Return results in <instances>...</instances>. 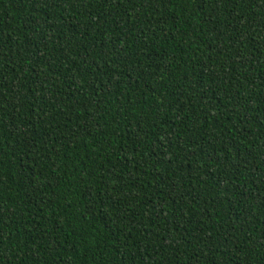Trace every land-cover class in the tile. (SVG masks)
Returning <instances> with one entry per match:
<instances>
[{
    "label": "trees",
    "instance_id": "obj_1",
    "mask_svg": "<svg viewBox=\"0 0 264 264\" xmlns=\"http://www.w3.org/2000/svg\"><path fill=\"white\" fill-rule=\"evenodd\" d=\"M0 264H264V0H0Z\"/></svg>",
    "mask_w": 264,
    "mask_h": 264
}]
</instances>
